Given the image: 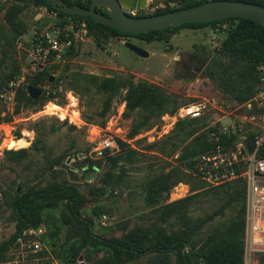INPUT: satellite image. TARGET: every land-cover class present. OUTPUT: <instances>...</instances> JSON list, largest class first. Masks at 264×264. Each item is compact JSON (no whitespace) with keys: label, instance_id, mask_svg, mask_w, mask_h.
Segmentation results:
<instances>
[{"label":"rangeland","instance_id":"374dc122","mask_svg":"<svg viewBox=\"0 0 264 264\" xmlns=\"http://www.w3.org/2000/svg\"><path fill=\"white\" fill-rule=\"evenodd\" d=\"M188 1L197 0H145L143 8L126 12L133 10V16H147L158 10L176 9ZM9 12L17 15L18 34L7 23ZM226 25L182 29L147 42L111 36L31 1L0 0V264H68L71 258L77 262L80 256L89 264L84 255L98 260L106 254L104 246L96 245L99 240L116 239L144 246L153 242L157 234L180 237L191 232L192 227L187 250L194 257L193 264H207L196 255L217 227L231 218L241 219L245 191L242 201L228 204V186L210 187L197 177L179 173L178 152L172 151L187 130L219 131L235 124L239 134L234 140L241 141L254 129L248 124L249 114L242 103L234 99L252 81L254 66L248 59L223 51ZM50 32L60 40L67 38L70 44L58 57L50 53L41 63L42 68L50 69L46 75L53 79L42 80L36 87L41 93L33 99L27 86L41 68L27 58L38 46H44V37ZM127 42L146 51L148 57L136 56L125 47ZM68 48V55H64ZM72 76L116 77L134 84L156 85L173 96L178 109L163 114L157 125L130 137L139 116L136 111L127 116L126 90H119L106 108L105 97L95 85L82 93ZM69 94L75 99L74 107ZM26 96L39 101L26 104ZM48 103L64 109L65 119L44 115L42 111ZM191 103H204L202 114L193 121L178 119L179 109ZM72 110L78 113L79 120L69 121ZM213 134L217 141V134ZM111 138L126 146L106 149L99 155L98 144ZM19 140L26 145L8 146ZM35 143L40 145L33 147ZM20 150L27 151L25 158L16 163L6 160V151ZM88 170H93L94 178L86 173ZM170 173H179V182L165 195V203L197 194L185 215L191 227L173 219L168 224H158L152 215L156 207L146 202L149 184ZM55 183L72 186L78 192L82 220L78 222L70 216L62 197L52 207L39 210L43 228L40 241L46 253L30 251L29 238L22 235L23 230L9 244L18 228L13 213L18 197L25 190ZM245 239L244 223L242 264ZM89 247L91 252H87ZM125 264L179 263L175 253H170Z\"/></svg>","mask_w":264,"mask_h":264},{"label":"trees","instance_id":"16d2710c","mask_svg":"<svg viewBox=\"0 0 264 264\" xmlns=\"http://www.w3.org/2000/svg\"><path fill=\"white\" fill-rule=\"evenodd\" d=\"M18 3H24L25 1H31L37 6H42L47 9V11L54 12L60 17H70L73 22H84L86 26L101 30L108 33L111 36H124V37H134L138 39H143L147 42L159 39L160 35H172L177 33L182 29H196L206 26H214L216 24H227L226 38L222 43L223 51L236 56L242 60L248 59L250 63L254 66L253 79L250 84L239 90V93L234 96L239 103L247 101L253 96L258 87V76L256 72V67L260 63H264V28L254 21L242 19V18H230L222 21L216 22H205V23H184L179 27H169L165 30L151 31L140 35H131L121 32L115 28L105 26L94 22L87 16L82 15H71L66 14L62 11L54 8L46 0H15ZM67 6H78L87 9L90 5L89 0H61ZM218 1V0H197L193 2H185L180 7L176 9H164L158 10L152 15L165 14L173 12L180 9L191 8L198 6L207 2ZM229 1H241L245 3H253L261 5L264 7V0H229ZM96 10L103 13L100 9ZM104 14V13H103ZM151 16V15H147ZM134 18L144 17V15L131 16ZM17 15L16 13L9 12L7 15V23L9 26L15 28V32L18 34V24L16 26ZM69 48L64 53L68 55ZM50 69L42 68L41 71L36 76V78L29 83L28 87H37L42 80H49L50 77L46 73ZM75 82L76 89L84 93L90 89V85H95L98 92H100L105 97V106L108 108L112 99L116 96L119 90H126L125 103H126V113L130 116L133 112H137L139 119L135 121L130 130V137H133L141 132L142 129H149L160 121L159 118L165 113H173L178 109V104L172 95L168 94L163 88L156 85L147 84H134L130 80H123L116 77L98 79L92 76H72ZM26 104H35L39 100H33L32 98L26 96L24 97ZM18 110V108H17ZM190 123L193 121L187 120ZM181 121L177 122V124ZM198 131V132H197ZM187 130L182 136L175 137L179 140V146L174 144V150L177 151V163L180 165L179 173L190 174L194 178L196 177L192 171L193 159L200 154L211 151L218 143H222L225 147L229 146L231 142L236 137V134H231L230 138L219 134L217 129L209 128L206 130ZM212 133L217 134L218 140L215 141L214 137L211 136ZM239 133V132H238ZM40 145L39 143L33 144V147ZM118 146L124 149L126 146L121 141H118ZM169 152L168 155H170ZM167 155V154H166ZM27 156L26 150L20 151H6L5 158L10 162H19L21 159ZM90 165L89 168H93ZM170 173L166 176L151 181L147 188L146 202L150 207H156L152 211L155 220L160 225H165L170 222V220H180L182 223L188 227H191L185 215L188 208L194 204L197 194L184 197L182 199L165 203V195L179 182L178 174ZM229 187V194L227 203H239L242 201L243 194L245 191V184L242 179L234 180L230 183L224 184L219 187ZM164 195V196H163ZM65 198L67 209L72 218L76 221H81L79 215V210L82 206V198L78 195V192L68 185L62 184H52L39 189H28L16 200L13 205V213L15 214L18 221V228L16 233L10 238L9 244L13 243L16 237L20 234L22 230L31 226H40L41 216L39 210L47 207H52L54 203L60 199ZM164 202V203H163ZM244 216H245V203L241 208V219L231 218L226 224L217 227L211 238L207 240L206 245L201 248L198 254L195 256L196 259L201 257L207 261V264H242V235L244 230ZM91 225L88 222V228ZM88 229V230H89ZM194 227H192L191 232L185 233L180 237H173L166 234H157L154 241L146 244L144 246H138L135 242H123L116 239H103L99 240L96 245L104 246L102 249L106 252L105 256L98 260H91V256L88 254L84 255L89 264H125L130 261H135L143 257H162L164 255L175 253L176 260L179 264H193L194 257L187 250L190 246L191 235ZM191 233V234H190ZM87 252H91V247L87 249ZM40 253H46V251H41ZM91 260V261H90ZM76 264V259L71 258L68 264Z\"/></svg>","mask_w":264,"mask_h":264},{"label":"built area","instance_id":"2783aa9c","mask_svg":"<svg viewBox=\"0 0 264 264\" xmlns=\"http://www.w3.org/2000/svg\"><path fill=\"white\" fill-rule=\"evenodd\" d=\"M128 11L130 15L134 13ZM126 12V11H125ZM127 12L126 14L129 15ZM70 42L67 38L60 40L55 33H47L44 37V46H38L30 58L38 67L44 63L50 53L56 57L62 53ZM29 58V57H28ZM258 87L251 98L242 103L248 115V124L253 127L252 133L242 136L241 141L233 140L225 147L218 143L209 152L200 154L193 159V174L210 187H218L237 179L245 184V244L244 264H261L264 261V63L256 67ZM71 107L76 106L72 94L68 95ZM204 103H191L181 107L178 119H194L202 114ZM64 109L48 103L42 113L47 116H56L65 119ZM69 121L79 120L78 113L71 111ZM235 124H229L219 130V134L230 138L231 134L238 135ZM211 136H214L212 133ZM106 149H118L115 139H105L96 148L100 155ZM43 234L41 226L27 227L23 230L24 236L29 238V250L41 252L45 250L40 241ZM20 240H22L20 238ZM76 264H87L85 261Z\"/></svg>","mask_w":264,"mask_h":264},{"label":"water","instance_id":"95a60500","mask_svg":"<svg viewBox=\"0 0 264 264\" xmlns=\"http://www.w3.org/2000/svg\"><path fill=\"white\" fill-rule=\"evenodd\" d=\"M46 1L57 10L66 14L87 16L96 23L115 28L131 35L165 30L169 27H179L184 23L216 22L230 18L251 20L264 28V7L241 1H212L191 8L140 18L131 17L125 11L138 7L143 8L145 6V0H89L90 5L87 9L78 6H67L61 0ZM96 8L100 9L104 14L98 12ZM125 47L140 58L148 57L146 51L129 42L125 43ZM31 59L29 57L27 61L30 64H36ZM52 79L50 77L49 82ZM27 93L35 99L41 93V89L28 87ZM86 173H90L91 178H94L93 170H88ZM82 259V256H80L78 262H81Z\"/></svg>","mask_w":264,"mask_h":264},{"label":"bare ground","instance_id":"6f19581e","mask_svg":"<svg viewBox=\"0 0 264 264\" xmlns=\"http://www.w3.org/2000/svg\"><path fill=\"white\" fill-rule=\"evenodd\" d=\"M17 145H19V146H23V145H26V143L23 141V140H19V141H14V142H10V145H8V146H17ZM9 148V147H8Z\"/></svg>","mask_w":264,"mask_h":264}]
</instances>
